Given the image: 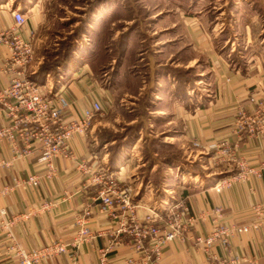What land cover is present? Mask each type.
I'll use <instances>...</instances> for the list:
<instances>
[{"label":"crops","instance_id":"0c3cea01","mask_svg":"<svg viewBox=\"0 0 264 264\" xmlns=\"http://www.w3.org/2000/svg\"><path fill=\"white\" fill-rule=\"evenodd\" d=\"M89 2L85 3L87 8L84 14L87 12L89 19L83 29V37L74 44L76 55L80 51L87 53L95 38L100 40L103 48L109 45V40L117 43L120 39L124 40L120 47L125 49V54L134 52L132 49L140 39L136 32L122 39L125 30L121 28L127 18L135 17L134 12L141 11L139 1L132 0L130 4L135 5V10L125 0ZM199 2H190L188 7L178 3V6L175 5L180 9L178 16L186 40L196 55L203 56L208 64V82L212 91L202 104L194 107L173 102L170 115L182 125L181 138L200 143L199 153H210L212 159H216L220 144L226 142L237 158H242L247 167L256 170L264 160L262 141L257 134L237 133L234 122L239 114L253 112L255 106L250 102V96L264 100V33L260 28L261 20L245 6L241 15L238 3H234L235 15L229 23H232L233 30L227 24V30L223 31L222 23L217 27L213 25L211 29L210 15L197 8ZM48 3L49 0H0V32L13 28V12L20 11L25 22L18 29L19 35L31 40L34 55H41V51L38 53L37 50V39L46 21ZM143 7L145 11L147 6ZM147 16L152 22V15ZM117 25L121 27L114 28ZM9 55L8 46L0 44V89L12 77L11 73L3 71ZM39 62L33 61L30 74L38 69ZM87 65L85 59L71 62L64 74L58 78L45 76L43 84L53 90L66 86L68 97L81 106L88 104L94 96L107 107L112 103L111 92L108 87L98 83L91 66ZM96 117L85 137L77 135L70 141L73 156L61 157L56 161L57 175L51 179L42 178L36 187H30L22 180L28 174L44 171L45 160L42 156L35 152L30 157L15 159L10 143L7 140L0 142V160L9 162V165L0 163V210H5V222L18 217L8 227L0 217V264H18L14 251L8 248L10 240L7 232L25 251L53 241L69 243L77 235L75 219L86 210L89 211L87 226L95 236L78 247H69V251L75 255L74 264H100V255L108 248L105 252L111 264H151L152 258H148L144 251L147 244L139 250L126 234H114L119 227L118 209L113 211L115 216L99 210L97 196L100 185L93 183L92 178L101 170L112 172L118 180L131 183L134 188L133 202L136 204L134 213L138 220H144L150 208H161L162 201L172 202L179 195L187 199L192 212L201 216L197 226L187 232L188 239L171 241L162 247L158 264H207V252L195 244L194 238L209 232L217 223L210 211L216 205L223 206L218 221L239 225L255 221L254 207L261 206L258 229L232 236L230 248L241 258L237 264H264V175L241 176L238 168L233 173L214 169L201 174L192 170H170L171 175H163L156 187L150 170L139 177L134 172L139 167V164H134L139 160L137 153H134L135 144L128 142L113 161L111 150L107 149L105 143L95 144L93 130L97 123H101L95 122ZM4 124L0 116V126ZM79 162H83L88 171L80 170L77 167ZM230 163L236 167L234 162ZM226 177L229 183L216 190L215 184ZM43 205L46 208L41 209ZM214 251L218 252L219 249ZM225 255L230 256L229 253ZM37 264L73 263L69 254L61 253L44 257Z\"/></svg>","mask_w":264,"mask_h":264},{"label":"built area","instance_id":"2783aa9c","mask_svg":"<svg viewBox=\"0 0 264 264\" xmlns=\"http://www.w3.org/2000/svg\"><path fill=\"white\" fill-rule=\"evenodd\" d=\"M14 26L10 30L0 32V44H5L10 50L6 58L3 71L11 73L8 83L0 89V116L5 124L0 126V142L7 140L13 151V157L27 158L38 152L45 160V169L42 173H31L22 180L30 187L39 185L42 178L51 179L57 175L56 161L61 157H71L73 153L70 141L74 136L85 137L92 125L93 119L99 114L106 113V107L98 97H92L88 104L80 105L66 94V86L58 89L47 88L30 77L29 68L34 61V50L30 39L19 35L18 29L25 22L20 11L13 12ZM51 78L49 74L46 75ZM250 102L255 106L251 114L241 113L235 119L234 126L237 133L259 135L264 148V100H257L250 96ZM192 143L200 149L199 142ZM216 159L220 162H234L241 176L254 174L264 175V160L258 169L247 167L242 158H237L226 142L220 144ZM2 165H9L6 160H0ZM77 167L88 171L83 162ZM222 178L215 184L220 190L229 183V179ZM92 182L99 184L97 204L99 210L113 214L118 209L119 227L115 235L124 233L129 237L136 249H144L151 264H158L162 247L171 241H185L187 232L194 229L201 216L191 211L187 199L179 195L177 199L163 202L161 208H150V213L144 220L135 217L136 204L133 202L134 188L131 183L123 182L112 173L105 170L97 172ZM46 208L43 205L41 209ZM256 220L244 225L220 220L223 206L216 205L211 208L214 220L217 222L212 230L205 234H198L194 238L195 244L202 246L207 252V264H237L241 258L231 250L230 239L236 234L255 231L260 225L262 209L260 205L254 207ZM5 210H0L2 223L8 227L14 224L18 217L4 221ZM89 211H84L75 219L77 235L69 243L53 241L31 251L21 249L14 238L7 232L9 250L14 251L18 264H37L42 258L67 253L74 264L75 255L69 247H78L95 236L87 226L86 220ZM115 216V214H113ZM128 218V220H127ZM109 249V248H108ZM100 255V264H111L106 250ZM219 249L218 252L214 250ZM221 251V252H220ZM229 253L230 256H226ZM76 261V260H75ZM131 260H129L130 262Z\"/></svg>","mask_w":264,"mask_h":264},{"label":"rangeland","instance_id":"374dc122","mask_svg":"<svg viewBox=\"0 0 264 264\" xmlns=\"http://www.w3.org/2000/svg\"><path fill=\"white\" fill-rule=\"evenodd\" d=\"M89 1L49 0L46 21L37 39V50L41 55H34V63L40 61V65L51 59L59 42L71 37L68 42L74 45L83 37L82 29L89 19V14H84L85 3ZM138 1L141 2H138L141 11L134 12L135 17L127 18L121 28L126 31L137 22L135 32L140 41L134 45V52L124 55L122 65H119L122 62H116L114 54L103 64L97 62V66L94 65L93 73L98 83L110 90L112 103L107 105L106 113L97 115L95 122L101 123L94 127L93 136L96 138L93 141L96 145L105 143L109 150L117 145L120 149L126 148L128 142L135 144L134 153L139 160L134 164L139 167L134 172L139 177L150 170L156 187L163 175H171L170 170H192L199 174L214 169L236 172L237 168L231 163L212 159L210 153H199L191 140L181 138L182 125L170 115L173 102L194 107L202 104L212 91L205 58L196 55L183 34L178 16L180 9L176 7L177 3L181 4L180 0ZM198 1L197 8L210 15V28L222 23V30L226 31L235 15L234 3H238L241 15L245 6L259 17L264 33V0ZM143 5L147 6L145 11ZM147 15H152V22ZM231 24L229 28L233 30ZM169 160L171 162L167 163Z\"/></svg>","mask_w":264,"mask_h":264},{"label":"trees","instance_id":"16d2710c","mask_svg":"<svg viewBox=\"0 0 264 264\" xmlns=\"http://www.w3.org/2000/svg\"><path fill=\"white\" fill-rule=\"evenodd\" d=\"M128 1L130 2L129 3L130 5L132 1L131 0ZM180 3L184 7H188V5L190 4L188 0H180ZM193 3H195V1H193ZM130 7L133 10L136 9L135 5H130ZM136 24L137 22L129 26L127 30L124 31V33L122 34V39H124L128 34H132L135 32ZM75 35L78 34L76 33ZM70 38L71 37H69V39ZM69 39L61 43L59 42L58 48L53 49L54 52H52L53 54L51 59L42 61L38 66V69L33 74H30L31 79L42 84L47 74L51 75L53 78H57L59 75H62L68 64H70L71 62H77V61L79 62L80 60L82 62L84 61V59L91 66L94 72L95 70L94 65L97 66L98 64L97 62L99 63L101 62L103 64L104 61L106 62V60H109L110 56L114 54L115 56L114 55L113 56L115 57L116 62L119 64L125 55V49L120 47L123 45L122 42L124 41V40L122 41L121 39L119 40L118 43L109 40L108 42L109 45L103 48L101 46L100 40L95 38L93 41V46L87 51V53H82V51H80L78 52L79 54L77 55L74 52V45L70 41L68 42ZM117 45H119L118 49L116 48ZM50 54L51 53H49V55ZM101 67L103 66L101 65L100 68ZM120 151L121 149L119 148V145H117L115 148L112 147L110 153L111 161H113L114 158L117 157ZM170 160L167 161V163H170L171 162ZM157 177L159 178V175ZM154 179L155 177L153 176L152 177L153 182L155 181Z\"/></svg>","mask_w":264,"mask_h":264}]
</instances>
